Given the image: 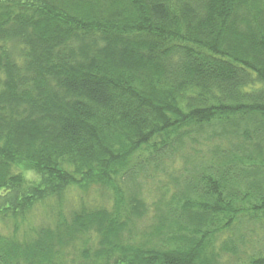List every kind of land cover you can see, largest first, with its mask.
<instances>
[{
	"label": "trees",
	"instance_id": "1",
	"mask_svg": "<svg viewBox=\"0 0 264 264\" xmlns=\"http://www.w3.org/2000/svg\"><path fill=\"white\" fill-rule=\"evenodd\" d=\"M257 234L264 0H0V264H219Z\"/></svg>",
	"mask_w": 264,
	"mask_h": 264
},
{
	"label": "rangeland",
	"instance_id": "2",
	"mask_svg": "<svg viewBox=\"0 0 264 264\" xmlns=\"http://www.w3.org/2000/svg\"><path fill=\"white\" fill-rule=\"evenodd\" d=\"M73 192V191H71ZM81 194H83L81 192ZM86 195V203L88 205L94 206V205H100L101 201H102V197H101V193L99 192V190L97 189H90L88 192H85ZM72 198H78V196L73 193V194H68V204L71 206H74V208L79 207V201L77 200H73L71 201ZM71 201V202H70ZM70 202V203H69ZM46 206L43 204L41 206H39L35 211H32V220L31 222L33 223H40V221H42L43 219H45L46 217ZM28 222V220H27ZM150 222L147 221V225ZM27 227V223L26 225H22L21 229ZM2 232L6 233V232H10V233H15V227H14V219H10L8 220L6 223H4L2 225ZM255 239H253L252 241H247V243L245 244H241V243H237V248H238V252L237 255L232 256L231 254H221L220 257L218 258L219 260V264H241L243 262L248 261V258L250 255L256 253V248L258 245H260L262 242H264V240H262L260 243H258L259 239H263L264 238V234H257L255 235ZM221 239H218V242ZM93 243V241H90V243L88 245L86 244H81L82 247H87L89 249H91V244ZM79 259L76 260V263H78Z\"/></svg>",
	"mask_w": 264,
	"mask_h": 264
}]
</instances>
